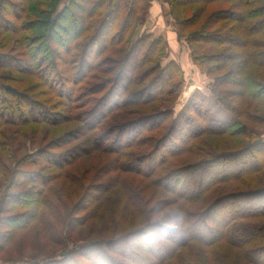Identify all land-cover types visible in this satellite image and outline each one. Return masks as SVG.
I'll return each instance as SVG.
<instances>
[{
  "label": "trees",
  "instance_id": "1",
  "mask_svg": "<svg viewBox=\"0 0 264 264\" xmlns=\"http://www.w3.org/2000/svg\"><path fill=\"white\" fill-rule=\"evenodd\" d=\"M60 1L0 0V129L41 121L42 114L28 119L21 112L34 96L47 102L61 98L56 104L67 108L69 121L81 123L72 131L93 148L82 157L93 152L115 156L103 173H134L144 177V190L159 187L173 198L164 200L170 210L158 223L164 210L148 207L151 195L145 201L137 188L119 183L123 189L112 199L123 213L98 230L102 238L29 264H264V207L245 200L264 188V0H181L202 4L198 13L206 3L232 4L236 11L227 20H238L227 34L219 29L187 35L188 44L209 47L200 68L213 77V85L209 96L195 90L176 116L183 74L176 62L163 64L167 42L150 33L136 44L129 41L134 26L149 14V0H67L57 10ZM226 42L233 45L230 50L223 48ZM49 71L60 81L58 87L47 78ZM150 104L157 105L148 111ZM146 120L154 123L143 125ZM5 141L11 144L0 131V253L17 232L41 222L45 211L59 218L46 193L63 203L71 195L58 197V190L48 188L51 181L62 177L76 191L84 190V175L79 178L66 169L70 164L61 167L54 160L51 168L63 171L34 188L35 181L23 171L34 163L16 158ZM237 156L242 158L227 160ZM195 165L197 177L188 175L180 189L182 171ZM26 183L30 187L22 189ZM220 186L227 191H218ZM232 195L244 201L228 202ZM100 197L91 195L90 201ZM151 221L156 222L153 237L146 231ZM163 223L174 224L179 233Z\"/></svg>",
  "mask_w": 264,
  "mask_h": 264
},
{
  "label": "rangeland",
  "instance_id": "2",
  "mask_svg": "<svg viewBox=\"0 0 264 264\" xmlns=\"http://www.w3.org/2000/svg\"><path fill=\"white\" fill-rule=\"evenodd\" d=\"M52 1L53 0H46L48 4L52 3ZM173 1L172 10L175 11L176 15L174 17L169 13L171 10L170 0H149L151 3L149 14L143 23L134 26L129 41L131 42L130 45L136 44L143 34L150 33L153 35L152 37L156 38L161 36L167 42L166 51L168 52V57L166 60H163V64L174 61L179 65L183 74V86L179 89L178 96L174 100L173 114L176 116L184 109L195 90H199L201 93L209 96L210 85H213V77H207L201 72L200 68L201 64L205 63V54L208 52L209 47L188 44L186 40L187 35L199 31L203 33L211 31V33H214L219 29H224L223 33L227 34L235 27L238 20L236 18L238 17H232L231 21L227 20L228 16L230 17V12L236 11V8L229 3H221L219 1L206 3L204 4L202 12L198 13L197 11L202 7V4L188 5L181 0ZM66 3L67 0H61L59 6H57V10H60ZM194 13H197V15L192 19L190 15ZM219 17L226 20H223L222 24L217 21L215 22L214 20ZM181 21L182 25L180 26L179 24ZM209 24L210 27H207L205 30L202 29V27ZM193 37L197 38L195 35ZM240 43L241 42H238L239 46ZM223 45V48L226 50H230L233 47L231 42H226ZM121 47L122 46L119 48ZM241 49V47L238 48V51H241ZM105 56L110 57V54H105L103 57ZM117 59H119V57H117ZM197 65L199 66L197 67ZM248 69L250 70L251 67H248ZM46 76L53 84L52 86H59L58 84L60 81L52 76L51 71H49ZM2 82L7 84V82L3 80ZM18 87H21L23 90L28 88L27 84H23L22 82L18 83ZM36 91H45V88L43 87ZM28 95L33 97L30 94ZM33 98L34 102L22 105L21 112L28 119H32L33 116L39 117L38 113L42 114L43 117H41V121L37 124H27L17 128L11 126L2 127L0 131L4 132L6 137L10 138L11 144L9 141L5 142L12 145V150L14 149L16 158H23L27 163H34V165L28 164L23 168V171L30 177L31 181H35L34 188L42 187L41 185L46 178H50L52 175L63 171L62 169L51 168L53 165L50 161L54 160L59 163L61 167L65 164H70L66 166V169L75 173L79 178L84 175V180L83 182L81 181L84 190L80 191L77 189L76 191L73 188L74 185L70 184L68 179L62 177L51 181L49 186H47L51 190H58V197L61 196V198L64 199L65 193L71 195L70 200H66V202L63 203L61 199L60 201L56 200L51 194L46 193V201H51L56 205L55 207L59 211V218L56 219L53 213L45 211L42 215L41 222L32 223L24 230L17 232L14 239L7 244L0 253V264H29L32 262V259L35 258L44 261L43 259L47 257H58L61 252L73 248L76 244L99 240V238H102V235L99 234L98 230L104 223L106 224L110 218H117L119 220L118 215L123 213V208H120L118 211V205L116 204V207L113 205L115 200L114 195L123 189L122 185H125L126 189H130L126 185L137 188L145 201H147V198L151 195L148 200V207H156L157 209L160 207L164 210L156 217V221L165 219V214L167 215L170 209L165 208L163 202L164 200L172 199V194L166 193L159 187H152L148 190H144L143 187L146 184L144 177L134 173L118 174L120 176L110 172L108 174L103 173L104 168L108 166L109 159L115 158V156L93 152L82 157L84 153L89 152L93 148L87 144L84 136H79V131H77L78 133L72 131L74 128L80 127L81 123L69 121L70 113L67 108L61 104H56L61 98L58 100L55 97H53V99L50 97V102H47L43 96H34ZM53 103L56 105L52 106ZM155 105L157 104H150L146 107V110L149 111L151 108L155 107ZM85 118L90 119L89 116ZM144 119H149V117H145ZM137 120L136 123L139 122ZM136 123L134 122L129 125L131 126L130 128L136 125ZM152 123L154 122L146 120L143 125L149 126ZM126 132L127 134H125L124 141H126L129 133L128 131ZM149 135H155V133H149ZM0 154L2 153L0 152ZM249 154L250 153L245 154V157L248 158ZM241 158L242 157L237 156L230 157L227 160L233 162ZM197 167L198 166L195 165L190 170L187 167L186 170L182 171L183 178L180 183V189L187 185L188 175L197 177L196 170H199ZM51 170H53V172H51ZM29 187V183H26L22 189L26 190ZM226 187L220 186L217 190L221 191L224 189V191H227ZM263 189H258L254 197L248 196L245 200L252 201L251 203L256 206L264 207ZM91 195H100L101 197L96 198L92 202L90 201ZM236 196L237 195L230 196L228 202L232 203L242 199L236 198ZM112 197H114V200ZM110 199L111 203L109 201ZM125 201L126 200H124V203H126ZM242 201H244V197ZM224 205L226 204L221 205V209L226 208ZM22 211V209H18L16 212L20 213ZM95 212H98V214ZM45 221L51 223L52 229L44 227L46 224ZM161 221L158 223H162ZM66 223H68V227H66ZM76 224H78L79 227H76ZM149 225L151 228L150 230L146 229V231L149 236L153 237V235L155 236V234H153L155 232L153 226H156V222L151 221ZM164 225L173 229L176 233H179L180 229L175 228L174 224L165 223ZM72 230L75 231L71 232ZM68 233H71L70 237L63 241ZM121 248L123 249H121V251L124 252V248L122 246ZM117 259L119 258L117 257Z\"/></svg>",
  "mask_w": 264,
  "mask_h": 264
}]
</instances>
